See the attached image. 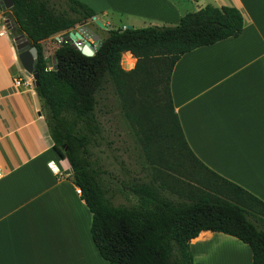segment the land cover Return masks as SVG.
Here are the masks:
<instances>
[{"label": "trees", "instance_id": "16d2710c", "mask_svg": "<svg viewBox=\"0 0 264 264\" xmlns=\"http://www.w3.org/2000/svg\"><path fill=\"white\" fill-rule=\"evenodd\" d=\"M7 11L14 29L37 49L41 108L52 150L67 161L70 181L91 214L90 236L108 264H193L190 241L203 231L245 243L252 264H264V203L206 168L192 153L174 113L170 79L185 54L231 37L243 27L233 7L206 5L185 13L175 26L108 30L88 57L68 33L97 13L78 0H12ZM6 14V11H2ZM64 37L50 59L42 42ZM136 59L133 70L120 66L121 55ZM54 61V62H53ZM111 83L148 163V181L123 184L125 202H112L100 174L89 161L86 135L64 127L63 114L88 117L95 93ZM133 199V200H132Z\"/></svg>", "mask_w": 264, "mask_h": 264}, {"label": "crops", "instance_id": "0c3cea01", "mask_svg": "<svg viewBox=\"0 0 264 264\" xmlns=\"http://www.w3.org/2000/svg\"><path fill=\"white\" fill-rule=\"evenodd\" d=\"M78 1L106 25L129 17L120 28H134L139 18L176 25L189 11L184 7L194 12L208 4L241 13L237 37L178 60L170 94L195 157L264 203V0ZM3 16L0 11V264H85L86 246L95 257L85 237L91 214L70 181L67 161L52 150L35 88L24 83L29 77ZM17 79L24 82L15 85ZM190 251L193 264H252L248 245L222 233L201 232Z\"/></svg>", "mask_w": 264, "mask_h": 264}, {"label": "rangeland", "instance_id": "374dc122", "mask_svg": "<svg viewBox=\"0 0 264 264\" xmlns=\"http://www.w3.org/2000/svg\"><path fill=\"white\" fill-rule=\"evenodd\" d=\"M57 2V0H51ZM189 7V6H188ZM187 7V8H188ZM192 8V6H190ZM187 12H193V9ZM4 19L8 20V24L14 29V24L5 10ZM97 19V18H96ZM129 17L116 16L113 21L105 24V19L98 18L97 20L107 27V30L95 25L94 20L89 23L76 26L68 33L78 32L81 35L87 33L89 30L99 40L107 36L108 30L118 29L127 23ZM134 28H144L148 26H175L174 24L164 25L162 22H155L147 18H139L134 20ZM127 26V25H126ZM130 26V25H128ZM19 33H13V38ZM55 37H57L55 35ZM53 36L52 38L42 42L43 53L46 58L50 59L54 50L58 45V41ZM73 41V40H72ZM132 62V64H131ZM131 64V65H130ZM136 59L128 53L121 55L120 66L122 70L128 72L134 69ZM96 105L91 115L88 117H77L73 113H64L63 123L64 127L71 130L77 135H86L89 138L88 152L89 161L98 173L100 174V181L109 194L114 192L112 202L115 204L124 203V197L118 193V189L125 183H130L133 180L148 181V163L144 160L141 146L139 145L129 122L125 118L124 111L121 104L114 92L111 83L107 82L102 84L101 88L95 93ZM41 116L46 120L47 110L41 108ZM133 200V199H132ZM86 243L91 244L92 254L85 249L86 261L85 264H108L103 261L99 256L91 242L89 226L86 228ZM94 252L96 254H94ZM91 255V256H90ZM100 259V263L96 260Z\"/></svg>", "mask_w": 264, "mask_h": 264}, {"label": "water", "instance_id": "95a60500", "mask_svg": "<svg viewBox=\"0 0 264 264\" xmlns=\"http://www.w3.org/2000/svg\"><path fill=\"white\" fill-rule=\"evenodd\" d=\"M13 6L12 0H0V11L9 10ZM95 25L107 30V27L101 24L95 17L92 18ZM6 28L10 30V25L7 23ZM126 28L131 29L132 26H127ZM70 37L72 40L79 39L83 41V45L78 48L81 53L85 56H92L96 52L97 44L99 43V38L95 36L92 32L88 34L81 35L78 32L71 33ZM17 59L23 69L25 75L32 79V84L34 88L38 87V73L36 69L37 64V49L31 44L27 39L25 34H19L13 38ZM129 53V52H128ZM54 62V61H53Z\"/></svg>", "mask_w": 264, "mask_h": 264}, {"label": "built area", "instance_id": "2783aa9c", "mask_svg": "<svg viewBox=\"0 0 264 264\" xmlns=\"http://www.w3.org/2000/svg\"><path fill=\"white\" fill-rule=\"evenodd\" d=\"M57 37H55V39L58 41V44L61 43L63 40H64V37L60 36V35H56ZM74 46L78 49L79 47H81L83 45V41L79 40V39H76V40H73L72 41ZM26 79H27V82H26ZM25 79V82L24 80H20V79H17L15 80L14 84L15 85H20L21 82H24L25 84L27 83L28 85H31L32 84V79L31 78H26ZM2 176V171H1V166H0V178ZM76 193L77 194H80V189H76Z\"/></svg>", "mask_w": 264, "mask_h": 264}, {"label": "flooded vegetation", "instance_id": "af4514ba", "mask_svg": "<svg viewBox=\"0 0 264 264\" xmlns=\"http://www.w3.org/2000/svg\"><path fill=\"white\" fill-rule=\"evenodd\" d=\"M88 32L87 33H84V34H88V33H91L89 30H87ZM83 35V34H82Z\"/></svg>", "mask_w": 264, "mask_h": 264}, {"label": "bare ground", "instance_id": "6f19581e", "mask_svg": "<svg viewBox=\"0 0 264 264\" xmlns=\"http://www.w3.org/2000/svg\"><path fill=\"white\" fill-rule=\"evenodd\" d=\"M131 64H132V62H131ZM131 64H130V65H131Z\"/></svg>", "mask_w": 264, "mask_h": 264}]
</instances>
